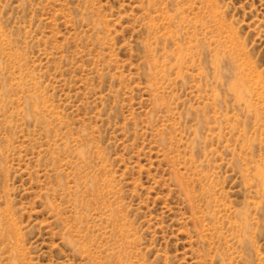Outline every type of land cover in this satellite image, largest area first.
<instances>
[{"label":"rangeland","instance_id":"1","mask_svg":"<svg viewBox=\"0 0 264 264\" xmlns=\"http://www.w3.org/2000/svg\"><path fill=\"white\" fill-rule=\"evenodd\" d=\"M0 264H264V0H0Z\"/></svg>","mask_w":264,"mask_h":264}]
</instances>
